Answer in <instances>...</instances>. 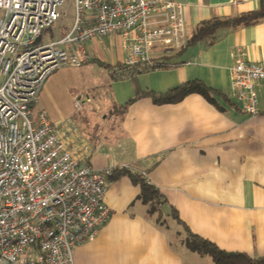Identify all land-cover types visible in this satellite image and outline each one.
<instances>
[{
  "label": "crops",
  "instance_id": "crops-1",
  "mask_svg": "<svg viewBox=\"0 0 264 264\" xmlns=\"http://www.w3.org/2000/svg\"><path fill=\"white\" fill-rule=\"evenodd\" d=\"M172 1L185 6L188 37L204 20L260 5V0ZM104 38L115 45V38ZM104 38L88 40L92 50L85 47L92 58L112 67L126 51L120 45L107 50ZM238 47L248 60L264 64V19L220 28L181 50L156 46L151 57L157 67L129 78L113 77V106L126 104L137 90L167 92L197 79L221 92L214 94L215 103L197 92L161 104L143 96L119 115L114 129L99 130L83 119L78 130L59 127L83 163L98 169L128 165L159 187L167 200L147 204L128 175L111 180L105 198L111 217L93 240L77 246L74 264H216L210 255L186 245L183 222L225 250L264 257V82L256 88L259 113L246 112L232 89ZM170 214L175 219L171 223Z\"/></svg>",
  "mask_w": 264,
  "mask_h": 264
},
{
  "label": "built area",
  "instance_id": "built-area-1",
  "mask_svg": "<svg viewBox=\"0 0 264 264\" xmlns=\"http://www.w3.org/2000/svg\"><path fill=\"white\" fill-rule=\"evenodd\" d=\"M64 0H0V264H74L75 250L93 240L111 217L105 198L116 167L98 169L69 148L42 110L47 78L65 65L91 61L85 42L119 40L124 59L110 68L115 79L153 69L154 47L187 44L185 6L172 0H74L71 30L41 41L59 20ZM232 89L242 108L259 113L256 88L264 64L233 53ZM76 106L82 109L81 98ZM67 125L78 130L75 123Z\"/></svg>",
  "mask_w": 264,
  "mask_h": 264
},
{
  "label": "rangeland",
  "instance_id": "rangeland-1",
  "mask_svg": "<svg viewBox=\"0 0 264 264\" xmlns=\"http://www.w3.org/2000/svg\"><path fill=\"white\" fill-rule=\"evenodd\" d=\"M59 10L61 12L59 20L43 31L41 41L57 40L71 30L75 16L74 0H64ZM4 14L5 11L0 9V19ZM114 44L111 45L109 38L103 39V47L107 50H110L111 46L115 49L116 45H119V40L116 39ZM85 45L91 50L94 47L90 41L85 42ZM166 50L171 52L172 49ZM114 82L108 67L98 61H88L82 66H62L47 78L38 102L32 107L34 117L37 118L38 113L45 110L58 131L59 127L66 128L65 123L68 120L75 124L88 120L99 130L114 129L119 117L113 109L111 97ZM79 97L83 104L82 109L76 106V99ZM168 219L170 223L175 221L172 214Z\"/></svg>",
  "mask_w": 264,
  "mask_h": 264
},
{
  "label": "trees",
  "instance_id": "trees-1",
  "mask_svg": "<svg viewBox=\"0 0 264 264\" xmlns=\"http://www.w3.org/2000/svg\"><path fill=\"white\" fill-rule=\"evenodd\" d=\"M262 19H264V0H260V5L256 9L233 16L217 17L202 21L196 27L194 34L191 37H188L187 44L183 48L214 35L220 28H239L251 25ZM91 60L98 61L100 64L107 66L108 68L111 67L110 64H107L98 58L93 57ZM193 92L201 93L214 103L216 101L214 94L221 93L219 90L208 86L204 81L197 79L183 82L167 92H156L150 89L137 90L135 96L126 104H114L113 109L116 114L122 115L126 112L130 103L143 96L151 97L155 103L161 104L178 102ZM121 175H128L133 183L140 186L139 199L143 202L147 204H160L167 201L162 190L147 180L141 172L135 171L131 168L117 167L109 178L110 180H115ZM172 212L175 217L182 221L175 207H173ZM183 224L186 230V236L184 239L186 245L200 254L210 255L216 264H264V257L254 258L246 252L225 250L212 240L194 233L184 222Z\"/></svg>",
  "mask_w": 264,
  "mask_h": 264
}]
</instances>
